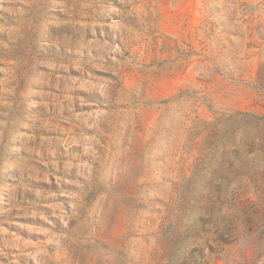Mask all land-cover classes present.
<instances>
[{"label": "rangeland", "instance_id": "374dc122", "mask_svg": "<svg viewBox=\"0 0 264 264\" xmlns=\"http://www.w3.org/2000/svg\"><path fill=\"white\" fill-rule=\"evenodd\" d=\"M0 264H264V0H0Z\"/></svg>", "mask_w": 264, "mask_h": 264}]
</instances>
